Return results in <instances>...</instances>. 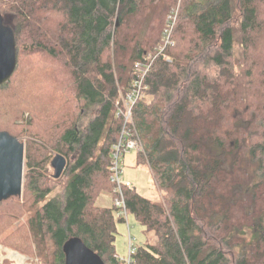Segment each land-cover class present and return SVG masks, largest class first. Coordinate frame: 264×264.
Segmentation results:
<instances>
[{
	"label": "trees",
	"instance_id": "1",
	"mask_svg": "<svg viewBox=\"0 0 264 264\" xmlns=\"http://www.w3.org/2000/svg\"><path fill=\"white\" fill-rule=\"evenodd\" d=\"M171 13L174 46L159 52ZM0 16L16 47L0 131L26 138L22 195L0 202V243L65 264L64 245L79 239L121 264L122 219L95 200L112 191L115 103L151 56L131 122L161 199L124 188L127 211L156 237L129 264H264V0H0ZM55 154L67 160L58 179Z\"/></svg>",
	"mask_w": 264,
	"mask_h": 264
},
{
	"label": "rangeland",
	"instance_id": "2",
	"mask_svg": "<svg viewBox=\"0 0 264 264\" xmlns=\"http://www.w3.org/2000/svg\"><path fill=\"white\" fill-rule=\"evenodd\" d=\"M166 24V22H165ZM165 27L163 28L164 32ZM36 59V57H34ZM34 62L33 59L29 58L24 59L23 64L27 67L33 68L38 66ZM42 65V64H41ZM23 66V65H22ZM243 91V89H242ZM246 92V91H245ZM239 119H240V126L245 128L246 126V114L243 109L238 111ZM28 118V114H24V119ZM20 124V121H18ZM23 143L26 141V138H22ZM56 155V154H55ZM53 155V157L55 156ZM25 157V151H24ZM52 157V159H53ZM51 159V160H52ZM50 160V163H51ZM123 180L124 182H129L132 187H135L136 190L145 198L150 201L158 202L161 199L160 192L155 186L153 177L148 170V168L140 163L137 162V153L135 151H130L125 154L123 158ZM25 162V160H24ZM49 163V174H51V178H53V169L50 167ZM243 167L246 169V172L250 175L251 182H255L254 177L252 176V165L248 162L243 163ZM25 172V165L23 171V177ZM60 185H57L56 192L60 190ZM24 205V204H23ZM95 205L97 207H106L111 208L113 205V200L109 193L103 192L101 193L97 199L95 200ZM21 222H23V218L19 219L15 223H13V228H16ZM242 234L248 238L249 241H253L255 236L254 229L249 228L247 230L241 231ZM129 235L134 238L133 245L135 247L144 246L147 243H155L156 237L153 232H148L144 226L140 225L134 216L131 213H127V221L126 222H117V235L115 240V250L116 254L120 256L121 264H125V259L128 257V237ZM15 245V243H11ZM4 245V246H3ZM8 246V247H7ZM25 247L24 245H21ZM20 247V246H19ZM25 253H28V249L24 250ZM10 253V254H9ZM16 255V256H15ZM3 261H7L8 264H41V262L34 258L33 256L23 254L18 252L16 249H12L9 247V244L0 243V263Z\"/></svg>",
	"mask_w": 264,
	"mask_h": 264
},
{
	"label": "water",
	"instance_id": "3",
	"mask_svg": "<svg viewBox=\"0 0 264 264\" xmlns=\"http://www.w3.org/2000/svg\"><path fill=\"white\" fill-rule=\"evenodd\" d=\"M16 66L13 31L0 16V85L8 82ZM24 143L6 131H0V202L21 197L24 171ZM67 165L61 155H55L50 167L53 179H58ZM65 264H104L100 257L79 239L69 240L63 247Z\"/></svg>",
	"mask_w": 264,
	"mask_h": 264
},
{
	"label": "built area",
	"instance_id": "4",
	"mask_svg": "<svg viewBox=\"0 0 264 264\" xmlns=\"http://www.w3.org/2000/svg\"><path fill=\"white\" fill-rule=\"evenodd\" d=\"M176 13H171L167 17L166 26L162 35V46L159 52L166 47L174 46L171 40V33L174 27ZM165 60L170 61L168 57ZM153 58L148 56L145 62H136L134 65L137 70V77L133 80L130 88L121 94L119 100L115 103L117 116L122 117L123 127L121 129L118 141L111 147L110 150V164L108 166L109 181L112 185L113 205L116 209V215L124 222L127 221V209L124 200V188L132 187L129 182L123 180V158L125 154L130 151H139L141 149L140 143L136 138L135 129L132 126V108L140 101L146 92V85H144V78L149 72ZM135 239L130 235L128 237V257L125 264H129L131 256L135 253L136 247L133 245Z\"/></svg>",
	"mask_w": 264,
	"mask_h": 264
},
{
	"label": "crops",
	"instance_id": "5",
	"mask_svg": "<svg viewBox=\"0 0 264 264\" xmlns=\"http://www.w3.org/2000/svg\"><path fill=\"white\" fill-rule=\"evenodd\" d=\"M110 194V193H109ZM110 196H111V198H112V200H113V197H112V194H110ZM118 223L119 222H124V220H118L117 221ZM156 243V242H155ZM155 243H149V244H155ZM118 256V258L120 259V256L119 255H117ZM126 260H127V258L125 259V262H126Z\"/></svg>",
	"mask_w": 264,
	"mask_h": 264
},
{
	"label": "bare ground",
	"instance_id": "6",
	"mask_svg": "<svg viewBox=\"0 0 264 264\" xmlns=\"http://www.w3.org/2000/svg\"><path fill=\"white\" fill-rule=\"evenodd\" d=\"M10 254V253H9ZM16 256V255H15Z\"/></svg>",
	"mask_w": 264,
	"mask_h": 264
}]
</instances>
